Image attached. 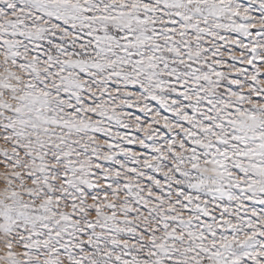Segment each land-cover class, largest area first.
<instances>
[{"label": "snow or ice", "instance_id": "obj_1", "mask_svg": "<svg viewBox=\"0 0 264 264\" xmlns=\"http://www.w3.org/2000/svg\"><path fill=\"white\" fill-rule=\"evenodd\" d=\"M0 264H264V0H0Z\"/></svg>", "mask_w": 264, "mask_h": 264}]
</instances>
